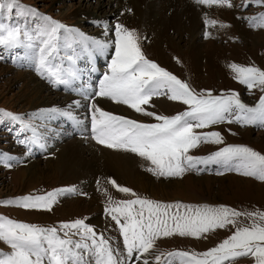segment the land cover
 I'll use <instances>...</instances> for the list:
<instances>
[{
	"label": "snow or ice",
	"instance_id": "obj_1",
	"mask_svg": "<svg viewBox=\"0 0 264 264\" xmlns=\"http://www.w3.org/2000/svg\"><path fill=\"white\" fill-rule=\"evenodd\" d=\"M195 2L209 7H233L231 0ZM250 5L264 7V0H243L241 7L247 9ZM21 14L34 19L31 23L12 22ZM241 18L253 29H264V12ZM205 23L209 27L217 25L213 19H206ZM220 27L228 25L220 24ZM210 35L205 33L206 38ZM140 39L134 30L120 24L115 26L114 56L98 89L93 91L88 77L90 70L77 67L78 51L87 49L91 56L95 52H106L111 47L109 43L88 37L79 29L67 27L36 9L24 8L19 0H0V50L12 55L16 62L33 64L36 74L53 87L63 86L91 100L104 97L155 121L139 122L101 110L93 103L91 138L98 144L133 153L150 162L145 170L157 178L182 177L200 165L215 164L223 169L218 174L235 172L264 182V154L250 147L229 145L203 157L190 154L201 144H223L219 132H198V129H210L223 123L264 127V95L254 106H249L235 91L220 95L207 90L197 92L147 59ZM17 50H22L23 55ZM0 59H4L3 54ZM228 67L233 79L249 92L258 89L264 93V70L235 63ZM160 96L185 105V110L173 116L148 111L145 106H152L153 98ZM73 103L80 106L79 101ZM61 117L80 123L72 111L55 107L31 114L27 119L0 110V121L19 125L17 140L29 154L32 147H46L47 125ZM11 159L6 153H0V163L4 167L13 166L9 163ZM109 183L120 193L135 197L113 200L108 196L105 209L118 226L126 256L111 243V238L98 234L84 219L63 222L58 227H41L0 216V242L10 249L8 252L0 249V264H128L134 254L142 264H237L242 258L251 259L253 264H264V210L164 203L142 198L128 187L119 186L115 180ZM77 192L75 187L63 188L43 195L0 201V206L51 211L61 196ZM218 229L234 231L203 253L155 254L150 251L161 238L199 239Z\"/></svg>",
	"mask_w": 264,
	"mask_h": 264
},
{
	"label": "rangeland",
	"instance_id": "obj_2",
	"mask_svg": "<svg viewBox=\"0 0 264 264\" xmlns=\"http://www.w3.org/2000/svg\"><path fill=\"white\" fill-rule=\"evenodd\" d=\"M151 1L154 3L160 2L157 0ZM133 2V0H102L100 4H103V7L99 11V15L107 16L110 14V17L104 18L103 20L106 22H102L104 25H100L101 22L98 23L95 20L81 23L82 18H78L77 12L81 10L83 14H86L93 8L99 9L100 5L97 3V0H19V3L24 8L36 9L39 13L47 15L67 27L79 29L91 38H93L92 35L105 31L107 25L111 26L112 51L109 50L105 62L98 64L101 72H103L94 76L95 81L92 85L96 87V90L98 89L100 79L108 71V65L114 56L115 26L120 24L129 30H134L138 34L141 38L140 45L142 51L147 59L155 62L181 81L186 82L197 92L207 90L211 91L213 95H220L221 93L235 91L239 94L242 102L249 106H254L260 96L264 95L258 89L249 92L245 86L233 79V74L228 67L230 64L235 63L240 66H256L264 70V29H253L241 18L264 12V7L250 5L245 9L241 7L243 0H231L233 4L232 8L209 7L199 5L195 0H179L181 4L192 3L202 7L198 9L200 11L198 20L199 31H197L195 37H192L187 31H183L182 34L170 31V40L165 41L151 32L148 25L149 15L141 19L140 14L134 8ZM144 4V6L139 4L140 8H143L142 11L144 12H149L150 3L148 1L146 3L145 1ZM113 12L115 16L111 15ZM33 19L25 14H21L15 16L12 22L31 23ZM206 19L216 20L217 25L215 27L207 26L205 23ZM220 24L228 25V27H220ZM206 32L211 34L209 38L205 37ZM17 51L23 55L22 50ZM0 54L4 56V59H0V110L20 115L25 119L29 115L37 113L29 110L26 105L30 101V98H27L26 102L23 99L24 97H21L22 88L28 81L30 85L32 83L31 86L29 85V91L32 86L40 84L44 87L45 92L47 91L49 94H52L50 103L52 104L56 101L54 106L50 104L44 110H49L53 107L59 109L57 106L65 101L62 97L81 95L75 91L65 90L63 86L53 87L36 74L33 64L24 61L16 62L12 55L2 50H0ZM210 58L214 62L213 68L207 63V60ZM89 59L90 55L87 49H81L78 51L77 67L85 70ZM23 73L28 75L25 77L26 82L21 81V78H14L16 75ZM29 91L26 90L25 94L29 93ZM94 100L95 102L90 101L88 103L90 111L93 103L101 109L100 102L107 104L109 102L110 104L108 105H112L114 108L128 109L126 105L116 104L104 97L97 96ZM151 103L152 106H145L148 111L166 116H173L184 111L186 108L185 105L179 102L168 100L166 96L155 97ZM70 111L77 117V120L82 122L83 118L79 116L80 112L71 109ZM130 112L133 113L132 116L123 115V117L126 116V118L143 123L155 122L152 117L141 115L132 109H130ZM113 114L117 115V113ZM70 123L72 121L65 118L49 122L47 125L49 131L47 133L46 147L44 149L32 147L31 154H29L25 146L21 145L17 140L16 129L19 125L0 121V153H6L11 157L12 159L9 163L13 165L7 168L0 163V201L28 195H43L47 192L69 187L78 189V192L75 194L61 196L51 211L24 210L14 206H0V216L41 227H58L63 222L84 219L98 234L111 238V243L115 247H118L126 256L118 226L111 219V216L106 214L105 209L107 207L108 196H111L113 200H127L135 197L120 193L109 183V180H115L119 186L128 187L138 196L153 201L164 203L181 202L193 206L224 205L237 210H264V182L239 175L235 172L224 171L223 174H218L223 169L215 164L200 165L197 169L187 171L182 177L164 179L157 178L146 171L145 169L150 166V162L135 155L137 162H140L138 166L142 165L140 171L144 175L149 176L147 179L154 186L159 187L162 184L177 182L184 185L180 191L176 189L169 191L166 195L167 197L154 195L148 189L142 190L127 180L125 181V179L119 180L113 174H110L107 169L105 170L98 165L92 166L94 173L88 175V177H84V179H76L61 171L51 172L49 170V172L46 169L47 162L51 159L54 162L57 160L61 147L68 140L80 138V134L76 133V130H73ZM89 128L91 131V122L89 123ZM197 131H217L223 137V144H201L197 149L190 152L193 156H207L229 145L247 146L258 153L264 154V127L223 123L213 125L210 129H198ZM91 136L92 132L88 137L92 144H94L93 148L96 150V145L100 146L101 144L98 145L94 139L92 140ZM101 147L105 146L101 145ZM43 152L47 153L43 154ZM31 160L40 162L43 170L35 177L31 176L25 180H21L17 174L20 170L26 168V163ZM98 181L99 183H97ZM2 185L5 186L4 189ZM174 194L179 195L181 199H173ZM233 231L234 229H218L205 234L199 239L179 236L161 238L156 241V248L150 251L155 252V254L173 251L203 253L216 247L224 239L228 238ZM0 249L5 252L10 251L2 242H0ZM149 259L150 261L152 260L151 255H149ZM128 264H142V260L138 261L134 254ZM237 264H253V261L248 258H242L238 260Z\"/></svg>",
	"mask_w": 264,
	"mask_h": 264
},
{
	"label": "bare ground",
	"instance_id": "obj_3",
	"mask_svg": "<svg viewBox=\"0 0 264 264\" xmlns=\"http://www.w3.org/2000/svg\"><path fill=\"white\" fill-rule=\"evenodd\" d=\"M133 1H134L133 2L134 8L136 9V12L140 14V18L143 19L147 15H149L148 25H149V28L151 29V32H153V34H156L158 38H161L162 40H165V41L170 40V31H173L177 34H182L183 31H187V33H189L192 37L193 36L195 37L197 34V31H199L198 30L199 29L198 20H199L200 11L198 9L202 8L199 5H194L192 3L191 4H188V3L181 4L179 0H157L160 2H156V3L152 2L151 0L150 1L149 0H133ZM145 1L146 3L147 1L150 3L149 12L146 11L147 14L146 12L142 11L143 8L141 9L139 6V4L143 5ZM101 2L102 0H97V3L100 5L99 9L93 8L91 11H88L86 14H83L81 10H78L77 11L78 18L80 17L82 18L80 22L82 23L85 21L95 20L98 23L101 22L100 25H104L102 22H106V21L103 19L106 17H110L109 16L110 14L107 16H104V15L102 16V14L99 15V11L103 7V4H100ZM146 10L148 9L146 8ZM111 15L115 16V13L113 12L111 13ZM110 27L111 26L107 25V29L105 31L103 32L101 31L95 35H92L93 38L101 42L109 43L111 47H109L106 52H95L90 56V59L87 62V67L85 70L86 71L90 70L88 71V77L90 78L91 84H93V82L95 81L94 76H97L103 72V71L101 72L100 66H98V64L100 62L101 63L105 62L107 55L109 54L108 53L109 50L112 51V38H111L112 30ZM211 56H208V57H211ZM207 61H208L207 62L208 65H210L213 68L214 62L212 61V59L210 58ZM27 76L28 75H25L23 73V74L16 75V77L14 78L16 79L21 78L20 79L21 81H25L26 80L25 77ZM31 80L33 81V79ZM29 85H30V82L28 81L25 84V86L22 88L21 97L22 98L24 97L23 99L26 100V102H27V98H30V101L28 100L29 104L28 103L26 104L29 110L34 111V112L44 110L46 107H48V105L51 104L50 101L52 100L51 99L52 94H49L46 91L48 93L47 94L44 90V87L40 84H37L36 86H32L31 90L29 91ZM92 89L93 91H95L96 87L92 85ZM26 90H28L29 93L25 94ZM62 99H64L65 101L61 102L62 104L60 103L61 105L59 104L57 106L59 107V109L76 110L77 112H80L79 116L83 118L82 122H80L79 124L75 123L74 121L70 123L73 130H76V133L80 134V138L74 139L71 141L68 140V142H66L64 146L61 147V150L58 153L59 155H58L57 160L54 162L51 159L47 162V168H46L47 171L49 170L51 172L61 171L62 173H67V175L73 176L76 179H79V178L84 179V177H88V175H92L94 173V169L92 166L95 167L96 165H98L105 170L107 169L109 173L113 174L115 177H117V179L119 180L125 179V181L127 180L128 182H130L131 184L135 186H138L142 190H145V189L151 190L154 195L166 196L169 191H172L174 189H176L177 191H180L183 188L184 185L181 184L180 182L162 184V185H159V187L158 186L156 187L154 186V184H151L149 180L147 179L149 178V176L144 175L140 171L142 165L140 164V167L138 166L140 162L139 163L137 162V158H135V154L123 153L121 151L112 150L107 147H101V145L100 146L96 145V150H95L93 148L94 144H92V142L90 141V138L88 137V135L91 134L89 123L91 122V115H92L91 111L88 109L89 107L88 103L90 101L95 102V100L86 99L81 95H72V96L67 95L66 97H62ZM74 101H79L80 106L76 107L73 103ZM54 103H52L51 105L54 106L55 105ZM108 104L110 103L108 102ZM108 104L105 102H100L99 105L101 106V110H104L110 113L111 112L117 113V115H122V116L129 115V117L132 116L133 114L130 112L129 108L128 109H123L120 107L114 108V106L108 105ZM69 106H72V107L69 108ZM61 118H58V119H61ZM44 153H47V152H43V154ZM25 167L26 168H24L23 170H20L17 174L21 178V180L22 179L25 180L26 178H29L31 176L35 177L39 172L43 170L41 163L35 160L28 161ZM2 188L4 189L5 186L2 185ZM173 199H181V197L179 195H175L173 196Z\"/></svg>",
	"mask_w": 264,
	"mask_h": 264
}]
</instances>
